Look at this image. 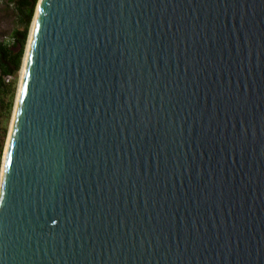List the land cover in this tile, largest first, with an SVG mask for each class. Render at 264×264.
Masks as SVG:
<instances>
[{"label": "water", "instance_id": "95a60500", "mask_svg": "<svg viewBox=\"0 0 264 264\" xmlns=\"http://www.w3.org/2000/svg\"><path fill=\"white\" fill-rule=\"evenodd\" d=\"M37 4L0 264H264V0Z\"/></svg>", "mask_w": 264, "mask_h": 264}, {"label": "trees", "instance_id": "16d2710c", "mask_svg": "<svg viewBox=\"0 0 264 264\" xmlns=\"http://www.w3.org/2000/svg\"><path fill=\"white\" fill-rule=\"evenodd\" d=\"M12 6L16 15V27L8 39L0 42V162L7 132V121L15 94V79L20 70L38 0H0ZM15 77L6 83L5 77Z\"/></svg>", "mask_w": 264, "mask_h": 264}, {"label": "rangeland", "instance_id": "374dc122", "mask_svg": "<svg viewBox=\"0 0 264 264\" xmlns=\"http://www.w3.org/2000/svg\"><path fill=\"white\" fill-rule=\"evenodd\" d=\"M16 25H17L16 24V15L13 12V7L11 5L6 6L5 4L0 3V42H2L5 39H8L10 37V35L12 34V31L16 27ZM29 30H30V28H29ZM21 66H22V64H21ZM21 66H20V69H21ZM14 78L15 77L12 76V80H14ZM19 79H20V70L18 71V74H17L16 79H15V85H16L15 86V94H14V98H13V104L11 107V112H10V115H9V118L7 121L6 138L8 135V130H9V126H10V122H11V118H12L13 107H14V103H15V99H16V93H17V87H18ZM6 138H5L4 145H3L2 155L4 152V146H5ZM2 155H1V160H2ZM0 168H1V162H0Z\"/></svg>", "mask_w": 264, "mask_h": 264}, {"label": "built area", "instance_id": "2783aa9c", "mask_svg": "<svg viewBox=\"0 0 264 264\" xmlns=\"http://www.w3.org/2000/svg\"><path fill=\"white\" fill-rule=\"evenodd\" d=\"M12 80V76H6L5 81L6 83H9Z\"/></svg>", "mask_w": 264, "mask_h": 264}, {"label": "bare ground", "instance_id": "6f19581e", "mask_svg": "<svg viewBox=\"0 0 264 264\" xmlns=\"http://www.w3.org/2000/svg\"><path fill=\"white\" fill-rule=\"evenodd\" d=\"M39 1V0H38ZM38 5V4H37ZM36 9H37V6H36ZM36 9H35V12H36ZM34 16H35V13H34ZM33 20H34V17H33ZM33 20H32V24H33ZM31 28H32V25H31ZM31 28H30V32H31ZM30 36V35H29ZM29 40V39H28ZM22 69V68H21ZM20 75H21V71H20Z\"/></svg>", "mask_w": 264, "mask_h": 264}]
</instances>
